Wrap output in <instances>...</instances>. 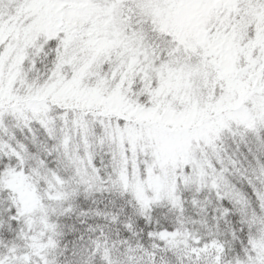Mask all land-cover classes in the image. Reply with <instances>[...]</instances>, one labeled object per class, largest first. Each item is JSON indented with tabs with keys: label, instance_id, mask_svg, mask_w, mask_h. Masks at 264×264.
<instances>
[{
	"label": "snow or ice",
	"instance_id": "6c2138e0",
	"mask_svg": "<svg viewBox=\"0 0 264 264\" xmlns=\"http://www.w3.org/2000/svg\"><path fill=\"white\" fill-rule=\"evenodd\" d=\"M0 264H264V0H0Z\"/></svg>",
	"mask_w": 264,
	"mask_h": 264
}]
</instances>
